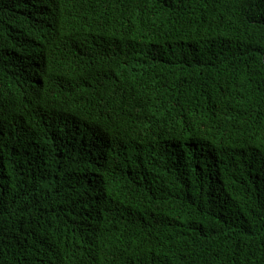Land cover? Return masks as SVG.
Returning <instances> with one entry per match:
<instances>
[{"label": "trees", "instance_id": "trees-1", "mask_svg": "<svg viewBox=\"0 0 264 264\" xmlns=\"http://www.w3.org/2000/svg\"><path fill=\"white\" fill-rule=\"evenodd\" d=\"M0 264H264V0H0Z\"/></svg>", "mask_w": 264, "mask_h": 264}]
</instances>
